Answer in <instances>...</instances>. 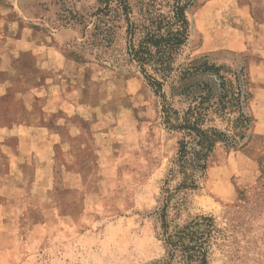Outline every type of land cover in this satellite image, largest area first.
<instances>
[{"label":"rangeland","instance_id":"374dc122","mask_svg":"<svg viewBox=\"0 0 264 264\" xmlns=\"http://www.w3.org/2000/svg\"><path fill=\"white\" fill-rule=\"evenodd\" d=\"M97 9L95 0H0V55L20 53L0 57V81L23 86L5 71L34 51L71 62L35 73V83L49 75L58 82L69 116L57 112L64 140L44 149L53 162L48 187L42 173L37 184L30 158L22 159V179L0 183V264H145L164 255L159 212L181 136L167 129L163 99L130 61L125 29L107 47L93 36ZM187 15L190 38L162 93L183 111L181 85L208 83L217 92L219 76L235 82L243 72L252 123L244 147L219 145L199 188L181 193L186 206L174 224L212 216L222 234L209 264H264V0H195ZM139 16L136 8L132 17ZM204 63L219 75L188 76ZM214 125L226 129L221 119ZM179 183L168 187L175 192Z\"/></svg>","mask_w":264,"mask_h":264},{"label":"trees","instance_id":"16d2710c","mask_svg":"<svg viewBox=\"0 0 264 264\" xmlns=\"http://www.w3.org/2000/svg\"><path fill=\"white\" fill-rule=\"evenodd\" d=\"M95 1L98 9L89 17L97 18L93 36L107 47L113 41L115 31L125 29L130 61L140 67L149 85L163 99V118L167 129L181 136L174 168L165 182V197L159 212V240L163 243L164 255L145 264H209L211 250L222 230L214 217L206 215H198L183 225H175V220L186 206L185 197L179 196L199 188V180L205 177L209 159L219 145L228 149L245 146L242 141L246 139L252 123L247 113L246 76L243 72L235 73V82L219 76L221 83L217 92L208 83L188 87L181 85L179 95L188 98L189 106L183 111L176 110L162 91L174 71L180 49L187 45L190 38L191 23L187 10L195 0H136L135 5L132 4L134 0ZM136 8L140 15L137 19L132 17ZM87 21L83 19L80 23ZM148 68L159 78L149 75ZM192 68L189 77L199 71L220 73L219 67L207 63ZM186 78L184 74L181 84ZM218 119L226 123V129L214 125ZM175 178H179L180 183L173 192L168 185Z\"/></svg>","mask_w":264,"mask_h":264},{"label":"crops","instance_id":"0c3cea01","mask_svg":"<svg viewBox=\"0 0 264 264\" xmlns=\"http://www.w3.org/2000/svg\"><path fill=\"white\" fill-rule=\"evenodd\" d=\"M12 24L14 22L10 23ZM21 40L15 39L17 43ZM39 52L34 51L30 59L22 60L20 62L22 67L5 71L8 76L21 78L24 88L12 87L9 80L0 81V183L2 186L5 176L15 177L13 179L16 180L22 179L21 175L25 171L22 159L30 158L37 163V184H39V174L42 173L43 176L45 175L44 184L48 187L53 162L44 149L59 144V140H64L62 137L64 134L61 130L56 131L55 125L60 126L56 118L59 110L63 112V116H69L65 94L59 92L58 82L50 79V75L45 83H35V81L40 82L38 78L35 79V73L46 71L45 74H48L55 71L56 60L63 67L70 65L71 62L68 63L64 57L61 59L56 57L55 60ZM0 57L5 60L13 57L18 59L20 53H5ZM22 62H32L35 64L33 65L35 69L25 68Z\"/></svg>","mask_w":264,"mask_h":264}]
</instances>
